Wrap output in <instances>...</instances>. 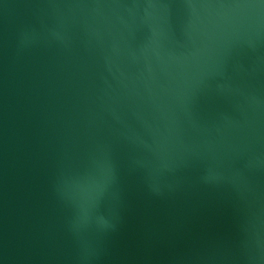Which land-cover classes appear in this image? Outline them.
I'll return each mask as SVG.
<instances>
[{
    "label": "water",
    "instance_id": "95a60500",
    "mask_svg": "<svg viewBox=\"0 0 264 264\" xmlns=\"http://www.w3.org/2000/svg\"><path fill=\"white\" fill-rule=\"evenodd\" d=\"M0 264H264V0H0Z\"/></svg>",
    "mask_w": 264,
    "mask_h": 264
}]
</instances>
